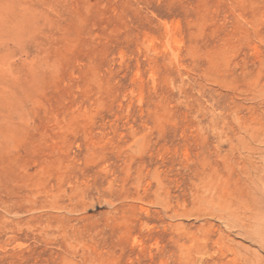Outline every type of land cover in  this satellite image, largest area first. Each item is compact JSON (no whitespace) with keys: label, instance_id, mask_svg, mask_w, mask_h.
<instances>
[{"label":"rangeland","instance_id":"obj_1","mask_svg":"<svg viewBox=\"0 0 264 264\" xmlns=\"http://www.w3.org/2000/svg\"><path fill=\"white\" fill-rule=\"evenodd\" d=\"M0 264H264V0H0Z\"/></svg>","mask_w":264,"mask_h":264}]
</instances>
